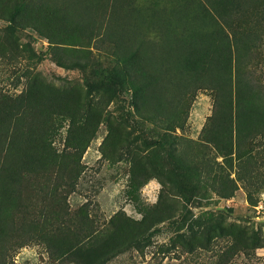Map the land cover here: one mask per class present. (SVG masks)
Returning a JSON list of instances; mask_svg holds the SVG:
<instances>
[{
	"label": "trees",
	"instance_id": "1",
	"mask_svg": "<svg viewBox=\"0 0 264 264\" xmlns=\"http://www.w3.org/2000/svg\"><path fill=\"white\" fill-rule=\"evenodd\" d=\"M251 12L264 20V0H0L7 22L0 54L19 51L18 33L34 27L57 65L84 75L81 84L58 87L28 70L20 93L0 90V264H14L34 241L54 258L106 264L143 250L166 223L187 251L211 249L219 238L232 239L231 250L264 247L262 226L227 224L215 211L195 216L192 208L214 194L233 197L244 175L232 177L224 164H249L253 139H264V83L248 68L261 38ZM93 40L103 57L90 49ZM22 49L36 55L30 43ZM201 90L213 93L214 109L200 144L178 129ZM111 104L119 116L107 113ZM66 121L59 151L54 142ZM104 121L102 158L127 155L129 196L153 178L161 189L140 219L120 208L98 226L89 205L72 209L69 197ZM248 201L256 206L258 198L249 191Z\"/></svg>",
	"mask_w": 264,
	"mask_h": 264
},
{
	"label": "rangeland",
	"instance_id": "2",
	"mask_svg": "<svg viewBox=\"0 0 264 264\" xmlns=\"http://www.w3.org/2000/svg\"><path fill=\"white\" fill-rule=\"evenodd\" d=\"M250 16L254 17L250 27L261 33V38L257 40L258 43L253 49L254 56L248 68L264 83V27L259 26L260 23H258L262 19L261 24L264 26L263 14L251 12ZM6 25L7 22L0 18L1 34L4 33ZM18 35L20 37L19 51L9 52L7 55L0 54V90L10 94L20 93L26 86L25 72L28 70L39 73L48 82L58 87H71L83 83V71L57 65L48 53L49 41L34 27L21 29ZM27 43L34 48L36 55L22 49ZM98 44L93 40L90 49L96 53L97 57H103V52L97 49ZM116 106L111 104L107 108V113L114 117L119 116L120 110L116 109ZM213 109V93L210 90L198 92L191 104L186 127L182 131L178 129V133L183 132L187 139L196 140L201 144L202 128ZM133 125H135L134 122L131 128ZM147 125L153 126L151 123ZM68 127L69 122L66 121L54 142L59 151L65 147ZM125 130L130 131V128L127 127ZM107 132V122L104 121L100 125L97 137L82 158L84 169L78 179L76 191L69 197L72 209L87 203L98 226L103 225L120 208H123L128 215L140 219L142 210L156 203L161 189L159 180L153 178L141 188L137 198L129 196L127 189L131 162L127 159V155L115 162L102 158L100 146ZM253 140H255L253 141V159L249 164L239 165V160L235 161L233 168L227 163L224 164L232 171V177H237L239 170L244 175V180H238L239 187L235 195L227 199L214 194L208 200L202 199L200 207H192L195 216L215 211L224 215L227 224H237L257 231L261 226L264 229V139L257 136ZM208 155L211 154L208 153ZM222 160V157L218 158L221 163H223ZM249 191L258 198L256 206H251L248 201ZM174 235V231L167 223L162 224L152 237L150 245L143 250L131 248L106 264H264V247L248 252L233 250V248L231 250L233 240L219 238L212 244L211 249L199 246L194 251H187L182 245H175L172 242ZM14 264L75 263L63 257L54 258L45 244L34 241L19 249L14 256Z\"/></svg>",
	"mask_w": 264,
	"mask_h": 264
}]
</instances>
